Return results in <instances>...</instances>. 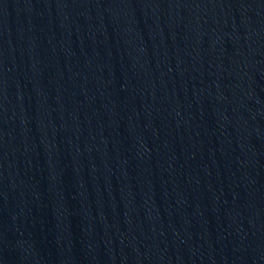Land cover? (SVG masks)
Returning a JSON list of instances; mask_svg holds the SVG:
<instances>
[{"label":"water","instance_id":"obj_1","mask_svg":"<svg viewBox=\"0 0 264 264\" xmlns=\"http://www.w3.org/2000/svg\"><path fill=\"white\" fill-rule=\"evenodd\" d=\"M0 264H264V0H0Z\"/></svg>","mask_w":264,"mask_h":264}]
</instances>
